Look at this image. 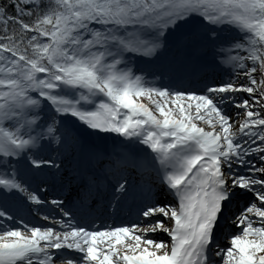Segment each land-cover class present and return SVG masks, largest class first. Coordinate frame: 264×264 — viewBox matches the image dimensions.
Segmentation results:
<instances>
[{
  "label": "snow or ice",
  "instance_id": "6c2138e0",
  "mask_svg": "<svg viewBox=\"0 0 264 264\" xmlns=\"http://www.w3.org/2000/svg\"><path fill=\"white\" fill-rule=\"evenodd\" d=\"M2 221L0 264H264V0H0Z\"/></svg>",
  "mask_w": 264,
  "mask_h": 264
},
{
  "label": "rangeland",
  "instance_id": "374dc122",
  "mask_svg": "<svg viewBox=\"0 0 264 264\" xmlns=\"http://www.w3.org/2000/svg\"><path fill=\"white\" fill-rule=\"evenodd\" d=\"M221 74H222V73H221ZM226 78H227V77H225V79H226ZM163 82H164V83H167V79H165ZM234 111H235V110H233V112H234ZM38 220H39V219H38ZM1 223L4 224V225L10 224V222H5V221H2ZM149 238L155 239V240H157V241H161V240L166 241V240L164 239V237H163V234H161V233L154 234V235L150 236ZM166 242H167V241H166Z\"/></svg>",
  "mask_w": 264,
  "mask_h": 264
},
{
  "label": "bare ground",
  "instance_id": "6f19581e",
  "mask_svg": "<svg viewBox=\"0 0 264 264\" xmlns=\"http://www.w3.org/2000/svg\"><path fill=\"white\" fill-rule=\"evenodd\" d=\"M65 192H69L68 190H64ZM65 196V195H64ZM114 215H116V214H114ZM114 215H110V216H114ZM109 212H107V215H106V219H108L109 217ZM132 217H130V219H131Z\"/></svg>",
  "mask_w": 264,
  "mask_h": 264
}]
</instances>
